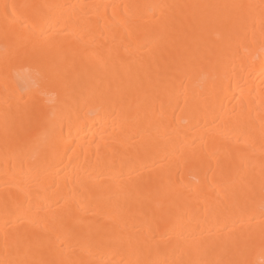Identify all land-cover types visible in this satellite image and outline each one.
Here are the masks:
<instances>
[{"label": "bare ground", "instance_id": "1", "mask_svg": "<svg viewBox=\"0 0 264 264\" xmlns=\"http://www.w3.org/2000/svg\"><path fill=\"white\" fill-rule=\"evenodd\" d=\"M0 264H264V0H0Z\"/></svg>", "mask_w": 264, "mask_h": 264}]
</instances>
